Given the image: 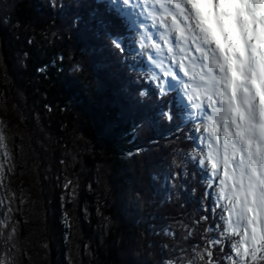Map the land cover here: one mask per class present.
I'll use <instances>...</instances> for the list:
<instances>
[{"label": "trees", "instance_id": "trees-1", "mask_svg": "<svg viewBox=\"0 0 264 264\" xmlns=\"http://www.w3.org/2000/svg\"><path fill=\"white\" fill-rule=\"evenodd\" d=\"M56 4L0 0V112L15 133H10L11 139L7 132L15 162L8 180L17 182L22 175L21 182L27 180L34 192L37 186L46 192L44 183L52 184L43 207L46 215L35 229L39 245L42 239L41 246L50 249L42 264L155 261L157 257L147 256L145 250L150 244L171 243L163 229L179 236L180 226L173 218L186 219L182 214L191 213V204L182 208L183 197L174 189L168 200L165 189L170 185L164 178L168 165L173 160L179 163L174 149L187 152L189 142L183 136L177 140L174 125L157 115L161 108L175 109L182 119L183 108L176 93H169L162 103L154 96L139 97L137 81L152 80L151 70L135 51V32L127 28L120 12L109 10L108 2L56 0ZM108 35L123 36L127 64ZM77 66L83 70L77 71ZM145 117L148 120L142 122ZM137 147L148 150L143 154L148 165L136 155ZM18 152L23 154L15 159ZM65 178L78 188L74 201L62 210ZM137 189L145 193L146 202H137ZM16 208L9 222L17 233L25 234L29 225L22 223ZM65 210L72 224L68 241L61 219Z\"/></svg>", "mask_w": 264, "mask_h": 264}, {"label": "snow or ice", "instance_id": "snow-or-ice-1", "mask_svg": "<svg viewBox=\"0 0 264 264\" xmlns=\"http://www.w3.org/2000/svg\"><path fill=\"white\" fill-rule=\"evenodd\" d=\"M50 4L57 6L56 0ZM108 6L117 12L139 10L141 21L133 20L139 29V55L160 70L154 77H163L154 84L139 79V97L154 96L162 103L169 93H179L186 101L182 119L175 109L161 108L157 115L174 125L177 140L183 136L189 142L187 152L174 149L179 163L173 160L164 178L170 185L165 189L168 200L174 189L183 197L182 208L191 204V213L182 214L186 219L173 218L179 236L163 229L171 243L150 244L145 250L155 261L139 264H264V0H108ZM107 39L127 64L123 36ZM8 141L0 125V188L6 194L0 197V264H26L30 257L16 247V226L9 222L17 208L6 184L15 169ZM147 151L135 149L142 157ZM141 162L148 165L149 159ZM62 188L63 208L74 201L78 185L65 178ZM136 200L146 202L140 189ZM61 219L68 241L72 224L67 210Z\"/></svg>", "mask_w": 264, "mask_h": 264}, {"label": "rangeland", "instance_id": "rangeland-1", "mask_svg": "<svg viewBox=\"0 0 264 264\" xmlns=\"http://www.w3.org/2000/svg\"><path fill=\"white\" fill-rule=\"evenodd\" d=\"M121 10L125 14L130 15L131 19L135 20L137 23H139L141 21V19H142V17L138 14V11H139L138 9H133V8L129 7L127 9H123L122 8ZM145 23L148 24L149 22L145 21ZM148 30L153 35H156V29H152L151 27H149ZM139 40H140V36H139V29H138V32L136 33V43H139ZM159 71L160 70L158 68H154V73H157ZM157 78L163 79V77L161 75L159 77H153V80L155 81V79H157ZM179 97H180V100L185 105L186 101H184L181 98L180 95H179ZM5 101H8V100H5ZM7 104H8V102H7ZM3 106L7 108L8 105L4 104ZM3 110H5V109H3ZM0 117L3 119L2 122H1L2 124H0V125H3L4 128H6V132H9V136H11L10 133L13 130H11L9 128L8 120L6 119V116L3 115L0 112ZM13 134L15 135L14 131H13ZM12 137L13 136H11L10 138L12 139ZM15 137L18 139L17 136H15ZM11 139H10V141H8L9 150L13 149L12 148L13 145H12V140ZM24 148L26 150H28L26 148V146H24ZM37 151L40 154V152H41L40 149L37 148ZM21 154H23V153L22 152L21 153H19V152L16 153L15 154V159H17L18 156H21ZM34 155L37 156V153H35ZM39 165L41 166L42 163L39 164ZM23 176H24V174H23ZM21 178H22V175H21V177H19V179L17 177V182H15V180H12V181H14L12 183H10L11 180L10 181L9 180L6 181L7 187L10 190L11 195L15 198V201H16V203L13 205V207H16V206L18 207V213L17 214L21 215L20 218H21L22 223H24V224L28 223L27 225H29V227L26 229L27 232L25 234L23 232L17 233V236L14 238L15 239V245H16V247L20 248L21 251L27 253L28 257H30V259H26V264H37V262L39 264H42L45 261V259L48 257V253L50 252V249H49V247H47V248L44 247V250L46 251V253L43 252V247L41 246L42 239L40 240V245H39V241L36 239V236H35L36 235L35 229H36V227L39 226V224H38V222L40 221L39 219H41L42 217H44V215H46V212H44V208L43 207L45 205L46 200H48V198H50V195H51L50 186L52 184H50L51 182H45L44 183L45 187L48 188L49 191L47 189L46 192L45 191L41 192L40 191L41 190V186H37L38 187V191L34 192L33 188L31 186L30 187L28 186L27 180L23 179V181L21 182V180H22ZM24 180L26 181L25 183L27 184L26 187H24V185H23L24 184ZM29 181H31L30 178H29ZM21 185L23 186V188L21 187ZM43 193H45V194H43ZM52 193L55 194L54 192H52ZM5 195L6 194H5L4 190L2 188H0V197H3ZM21 200L24 201V203L22 205L20 204ZM60 208H62V207H60ZM62 210H64V207L62 208ZM14 213H12V215L15 216L16 214H14ZM25 218H27V219H25ZM12 220H13L14 223L16 222L15 218L12 219ZM19 227H20V225L18 224L17 228H19ZM3 247H4V241L2 239H0V252H2L4 250ZM31 256H33V258ZM82 256H84V254L79 256V258H81ZM84 259H85V257L81 260V262L84 261Z\"/></svg>", "mask_w": 264, "mask_h": 264}, {"label": "bare ground", "instance_id": "bare-ground-1", "mask_svg": "<svg viewBox=\"0 0 264 264\" xmlns=\"http://www.w3.org/2000/svg\"><path fill=\"white\" fill-rule=\"evenodd\" d=\"M12 1V0H11ZM79 3V2H78ZM11 4V3H10ZM24 5V4H23ZM80 5V4H79ZM81 6V5H80ZM22 8V7H21ZM42 12V11H41ZM4 13H5V11H4ZM21 14V13H20ZM10 15V14H9ZM99 15V14H98ZM49 16V15H48ZM101 16V15H100ZM31 17V16H30ZM47 17V16H46ZM88 17V16H87ZM19 18V17H18ZM34 20V19H33ZM36 23V22H35ZM30 24V23H29ZM133 24V23H132ZM34 25V24H33ZM128 29H131L132 31H136V32H138V29L135 27V25L133 24L132 26H131V28H128ZM20 33V32H19ZM35 36V35H34ZM135 39H136V33H135ZM136 41V40H135ZM35 43V42H34ZM16 47V46H15ZM21 53V52H20ZM16 55V54H15ZM88 58V57H87ZM12 60V59H11ZM89 62V61H88ZM96 65V64H95ZM107 68V67H106ZM12 71V70H11ZM14 74V73H13ZM28 74V73H27ZM38 77V76H37ZM16 85V84H15ZM153 101V100H152ZM100 143V142H99ZM51 151V150H50ZM36 166V165H35ZM38 167V166H37ZM91 186V185H90ZM101 189V188H100ZM54 190V189H53ZM84 201V200H83ZM88 201V200H87ZM79 204V203H78ZM77 204V205H78ZM108 206V205H107ZM54 207V206H53ZM84 213V212H83ZM96 213V212H95ZM119 214V213H118ZM25 219H27V218H25ZM89 219V218H88ZM80 220V219H79ZM105 220V219H104ZM108 223V222H107ZM110 223V222H109ZM106 224V223H105ZM102 225V224H101ZM114 225V224H113ZM89 227V226H88ZM108 227V226H107ZM94 229V228H93ZM114 231V230H113ZM26 232V231H25ZM93 233V232H92ZM103 235V234H102ZM115 236V235H114ZM90 237V236H89ZM112 237V236H111ZM167 237V236H166ZM91 238H92V236H91ZM99 239V238H98ZM97 239V240H98ZM168 239V238H167ZM92 240V239H91ZM90 240V241H91ZM123 241V240H122ZM126 241V240H125ZM103 242V241H102ZM101 242V243H102ZM111 242V241H110ZM104 244V243H103ZM107 244V243H106ZM90 246V245H89ZM105 247V246H104ZM92 248V247H91ZM96 248V247H95ZM124 248V247H123ZM25 249V248H24ZM101 249V248H100ZM125 250V249H124ZM107 251V250H106ZM90 252V251H89ZM131 252V251H130ZM129 252V253H130ZM91 253V252H90ZM95 253V252H94ZM132 253V252H131ZM139 253V252H138ZM97 254V253H96ZM102 254V253H101ZM100 254V255H101ZM109 255V254H108ZM121 255V254H120ZM125 256V255H124ZM120 258V257H119ZM139 258V257H138ZM81 259V258H80ZM126 261V260H125Z\"/></svg>", "mask_w": 264, "mask_h": 264}]
</instances>
